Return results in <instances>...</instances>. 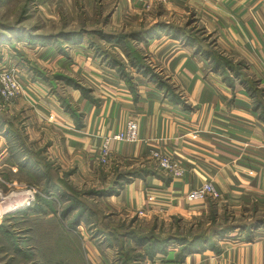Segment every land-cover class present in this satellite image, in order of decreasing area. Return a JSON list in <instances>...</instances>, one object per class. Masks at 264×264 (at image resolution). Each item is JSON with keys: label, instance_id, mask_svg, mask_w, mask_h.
I'll return each instance as SVG.
<instances>
[{"label": "crops", "instance_id": "obj_1", "mask_svg": "<svg viewBox=\"0 0 264 264\" xmlns=\"http://www.w3.org/2000/svg\"><path fill=\"white\" fill-rule=\"evenodd\" d=\"M80 2L82 18L92 10L84 28L106 36L146 29L157 21L182 27L192 16L216 49L233 62L245 63L246 73L264 89V0H155L157 6L147 8L136 0ZM161 5L168 11L154 13ZM133 45L128 44L129 52L139 71L113 46L131 84L83 46L70 50L77 51L75 58L53 47L26 46L32 53L29 64L16 57L8 62L23 91L9 105H0V184L25 182L27 175L17 172L25 158L29 166L36 163L42 175L52 169L78 190H107L114 168L151 166L156 175L135 178L113 195L95 199L105 224L133 217L145 224L154 219L167 224L174 216L186 221L205 218L208 200L189 203L186 195L206 182L220 194L212 201L217 216H233L238 222L264 216V121L243 86L238 81L233 86L225 83L208 60L195 53L196 44L191 47L162 36L139 48ZM7 53L3 51L1 63ZM144 68L154 79L143 74ZM162 82L183 103L171 102ZM130 119L137 121V140L112 142L110 166H100L102 139L121 131ZM152 151L175 160L182 176L162 172ZM71 231L79 238L82 264L114 263V243L91 237L83 224ZM245 234L234 230L181 261L171 247L141 264H264V228L256 229L251 239Z\"/></svg>", "mask_w": 264, "mask_h": 264}, {"label": "trees", "instance_id": "obj_2", "mask_svg": "<svg viewBox=\"0 0 264 264\" xmlns=\"http://www.w3.org/2000/svg\"><path fill=\"white\" fill-rule=\"evenodd\" d=\"M1 2L3 0H0ZM26 11L25 8L21 9L20 17L15 22L17 25L23 15H26ZM0 31H8L16 39L22 38V36L25 38L27 35L24 33L25 31H22V28L19 30L18 27L13 30L12 26L2 23H0ZM0 34L2 33L0 32ZM106 35L100 32L91 33L84 27H80L79 31L76 32L62 31L55 38L58 45L56 47L61 51L60 47L66 42L85 45L108 66L115 68L124 81L131 84V76L126 72L121 58L113 51V46L119 48L124 53L127 62L139 71L140 67L135 64L136 58L129 52L128 44L130 43H134L136 47L144 46L154 39L167 36L191 47L196 44L195 53L207 59L210 69L220 74L225 83L233 86L234 81H238L243 86L253 100V109L259 113L260 119L264 121V89L260 88L256 79L246 73L245 63L242 61L233 62L232 59L216 49L211 37L206 35L202 28L196 27L192 16L182 27L157 21L146 29L141 26L139 29L122 32L115 36ZM27 37L25 38L27 41H35L33 36ZM0 38L2 37L0 36ZM37 39L45 41V38ZM93 41L104 43L108 49L93 45ZM110 43L113 45L108 46ZM204 47L206 50H203ZM144 69L143 74L149 73V77L154 79L155 76L150 72L151 70L149 68ZM162 84L165 86L166 96L171 102L183 103L179 96L174 93L172 87L165 85V82ZM27 159H20L17 172L27 175V179L24 181L28 185L41 186L46 197L36 194L32 206L7 216L9 220H6L7 218L3 220L0 225V264H82L80 241L71 231L80 224L87 228L91 237L103 236L109 245L115 244L116 255L113 264H141L144 259H151L158 253L165 254L171 247L176 248L175 258L181 261L191 253L201 251L208 246H214L217 240L225 239L234 230H245V238L251 239L256 229L264 228V216L247 222H238L234 220L233 216L225 214L222 217L217 216L216 204L210 199H207L209 214L202 219L186 221L181 217L174 216L167 224L156 219L145 224L133 217L122 223L105 224V216L95 199L113 195L135 178H141L147 174L156 175L151 166L134 167L125 171L114 168V178L107 190L89 188L78 190L72 186L67 177L65 180L59 179L52 169L47 175H42V171L38 172L36 163L29 166ZM27 166L29 167L27 168ZM30 214L37 220L47 216L50 218L49 221L56 218L54 222L61 232L57 233L60 236L55 241L44 239L40 241L50 257L40 260L36 256V225L31 224L28 218ZM9 221L13 223L6 224ZM55 227V225L51 227L48 232ZM73 241L77 244L74 248L70 247ZM129 242L134 245L131 246ZM73 256L76 258H72Z\"/></svg>", "mask_w": 264, "mask_h": 264}, {"label": "rangeland", "instance_id": "obj_3", "mask_svg": "<svg viewBox=\"0 0 264 264\" xmlns=\"http://www.w3.org/2000/svg\"><path fill=\"white\" fill-rule=\"evenodd\" d=\"M82 2V1H81ZM80 0H3V2L0 3V23L4 25L12 26L13 30H16L19 27L22 28V31H25L27 36H33L32 38H35V41H27L24 36L22 38L16 39L13 34H9L8 31H0L2 34L0 36V57L3 55V51L8 52L7 56L5 57V63L8 64V62H11L16 57L19 59V63H25L29 64L28 60L32 53H30V50L26 48V46L39 48V49H48L53 47L56 51L62 52V53H69L70 50L73 48L83 46L81 44H70L66 42L63 44L59 51V48L56 44L55 38L58 34H60L62 31H79L80 27H84L85 19L88 21L89 14H92V10H87L86 17L83 16V18L79 15L81 12V5L82 3ZM155 0L151 2V6L156 5L157 3H154ZM83 6V5H82ZM141 6V5H140ZM147 8L146 6H144ZM25 8L27 11L26 15H23V18L21 19L20 23L17 25L15 23L19 17H20V11L21 9ZM151 8V7H150ZM155 8V7H153ZM163 8V9H162ZM165 7H156L153 12L157 14H162V12H167V9H164ZM167 10V11H166ZM147 15V13H146ZM168 15L162 16L167 17ZM171 18V17H170ZM173 19V18H172ZM177 19V18H174ZM8 37V38H6ZM28 38V37H27ZM37 38H45V41H39ZM7 41H4L6 40ZM92 44L99 45L100 47L104 49H108L107 46L104 43H98L97 41H93ZM89 48V47H88ZM86 49L89 52L93 53L91 49ZM77 51L74 50L70 52L72 58H75L73 55ZM95 55V54H94ZM74 77H76L74 75ZM103 173V171H101ZM105 172V171H104ZM32 187L35 190V195H39L41 197H44L43 190L41 189V186H30L25 182L21 183H12V184H0V198L4 197L5 200L0 205V225L2 224L3 220H9L7 216L14 215L13 213H10L11 210L4 211L7 207H10V209L16 208L13 207L16 203L17 206L23 202V198H19L26 192L27 187ZM83 189V188H81ZM12 193V194H11ZM22 193V194H21ZM46 197V196H45ZM25 198V197H24ZM190 203V202H189ZM199 203V202H198ZM32 206V205H31ZM101 208V207H100ZM25 210V209H22ZM4 211V212H3ZM19 211V210H18ZM21 211V209H20ZM31 221L32 225H36V256L41 260L43 258L50 257L49 253L47 252L45 247H42V242H40L42 239L48 240V241H55L59 234V228L56 225L55 219L52 218L51 221L54 223L52 224L50 218H44L40 217V219H34L32 215L30 214L28 217ZM12 221L7 222L6 224H12ZM51 223V224H50ZM50 225V226H49ZM55 228L52 229V231L48 230L51 227ZM57 228V229H56ZM46 231V232H45ZM61 233V232H59ZM77 245L75 241L70 244V247H75ZM72 258H76V256H73ZM37 259V258H36ZM46 260V259H45Z\"/></svg>", "mask_w": 264, "mask_h": 264}, {"label": "built area", "instance_id": "obj_4", "mask_svg": "<svg viewBox=\"0 0 264 264\" xmlns=\"http://www.w3.org/2000/svg\"><path fill=\"white\" fill-rule=\"evenodd\" d=\"M144 6L151 4L153 0H136ZM167 0H159L163 3ZM23 91L22 84L19 82L17 73L11 65L7 63L0 62V105L7 106L16 100ZM137 140V121L134 119L128 120L123 129L116 134L108 137H104L99 148L98 164L102 167L110 166V146L112 142H127L133 143ZM151 158L155 162L156 166L164 173L170 175L171 177H180L183 174V170L178 166L175 160L171 159L169 156L157 152H151ZM1 169V168H0ZM0 182H2L0 177ZM27 187L25 195L19 197L23 198L21 206L11 209L10 213H15L20 209H26L30 207L35 201V190L32 187ZM21 193V194H22ZM12 194V193H11ZM25 197V198H24ZM220 194L212 182H206L201 186L191 190L187 193L186 199L190 203H200L207 199L218 200ZM5 200L4 197L0 198V203L2 204ZM2 215H0L1 218Z\"/></svg>", "mask_w": 264, "mask_h": 264}, {"label": "bare ground", "instance_id": "obj_5", "mask_svg": "<svg viewBox=\"0 0 264 264\" xmlns=\"http://www.w3.org/2000/svg\"><path fill=\"white\" fill-rule=\"evenodd\" d=\"M25 195V194H24ZM0 205H1V203H0ZM22 204H19V206H21ZM13 207H18L17 205H16V203L14 204V205H12ZM8 210H11L10 209V207H7L4 211L6 212V211H8ZM3 211V212H4Z\"/></svg>", "mask_w": 264, "mask_h": 264}]
</instances>
